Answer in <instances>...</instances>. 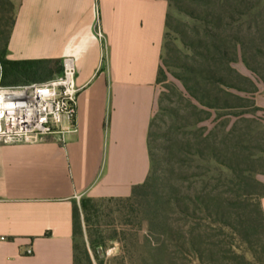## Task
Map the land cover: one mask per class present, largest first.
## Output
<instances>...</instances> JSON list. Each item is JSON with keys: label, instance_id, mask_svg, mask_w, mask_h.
<instances>
[{"label": "rangeland", "instance_id": "rangeland-1", "mask_svg": "<svg viewBox=\"0 0 264 264\" xmlns=\"http://www.w3.org/2000/svg\"><path fill=\"white\" fill-rule=\"evenodd\" d=\"M225 3L185 1L180 11L170 10L173 20L148 136V186L129 203L95 200L88 216L80 197L75 199L74 264H179L170 262L167 252L182 238L193 240L189 264H232V257L236 264H264V229L256 205L264 194V133L248 122L261 114L239 115L255 94L230 89V108L214 105L219 98L214 81L220 76L241 90L248 86L245 78L263 84L243 59L250 65L256 60L264 78V0ZM17 4L0 0V50ZM254 46L260 54L252 53ZM223 52L235 58L230 72L223 69ZM5 59L11 60L7 53ZM62 59L45 76H55ZM2 82L16 86L25 80L1 76ZM231 234L235 249L227 243Z\"/></svg>", "mask_w": 264, "mask_h": 264}, {"label": "crops", "instance_id": "crops-1", "mask_svg": "<svg viewBox=\"0 0 264 264\" xmlns=\"http://www.w3.org/2000/svg\"><path fill=\"white\" fill-rule=\"evenodd\" d=\"M167 11L166 0H18L7 57L74 59L76 132L0 142V264H74L75 199L128 197L146 180ZM260 208L264 220V197Z\"/></svg>", "mask_w": 264, "mask_h": 264}, {"label": "built area", "instance_id": "built-area-1", "mask_svg": "<svg viewBox=\"0 0 264 264\" xmlns=\"http://www.w3.org/2000/svg\"><path fill=\"white\" fill-rule=\"evenodd\" d=\"M98 38L103 39L98 25ZM75 62L65 57L58 76L44 82L16 86L1 84L0 64V142L34 144L46 137L66 144L76 132L77 93ZM32 250L25 249L30 255Z\"/></svg>", "mask_w": 264, "mask_h": 264}, {"label": "trees", "instance_id": "trees-1", "mask_svg": "<svg viewBox=\"0 0 264 264\" xmlns=\"http://www.w3.org/2000/svg\"><path fill=\"white\" fill-rule=\"evenodd\" d=\"M166 1L168 3V11L166 14V19H165V32H164V37H163V42H162V51L164 50V48L167 47L166 41L170 37L169 29H171V27H170L171 21L173 20L172 15H170V10L174 9V10L180 11V6H179L180 2H183L185 4V1H187L189 4H195L198 1H204V2L208 3L212 0H166ZM216 1L221 2L223 4H226L225 2L227 0H216ZM232 1L239 3L240 1L241 2H245V1L251 2L254 0H244V1L232 0ZM251 6H253V4H250L248 12H250L252 10ZM206 15H207V13H206ZM248 15H250V14L248 13ZM230 21H233V19L230 18ZM9 35H10V31H9L8 35L6 36V38L4 39V44H3L2 50H0V64L2 66V76H4V78H6V77H12V78L24 77L25 82L22 83V84H24V83H28V82H44V81H47L51 78H54L60 74L61 68H60V70H58V72H57V74H55V76L54 75H51V76L46 75L45 76L46 73L49 74L51 67L60 65L59 59L6 60L5 55L7 53V45H8ZM241 47H240V49H241ZM232 49H233V56L235 55L234 57H236L237 51H238L237 45H233ZM251 51L254 54L255 53L260 54L261 48H259L258 46H254L251 49ZM222 55L224 56V57L222 56L223 57L222 61L225 64V66L223 68V69H225L224 71H227V72L232 71L230 65L235 62V60H234L235 58H227L226 52H223ZM252 56H253V54H252ZM160 61L161 62L163 61L162 52H161ZM243 62L245 64V66L247 67V69L250 70L264 84V78L258 74V68H257L256 60L253 59V62H252L253 64H251V65L245 59H243ZM42 75H44V77H41L42 80H39L36 78L37 76H42ZM160 75H163L161 67H159V69H158L156 83L159 81ZM244 80H245L246 84H248L247 88H245L244 90L236 88L235 85L231 84V82L229 81L227 76L226 77L220 76L218 80H215L214 83L217 86V92L219 94V98L217 99L218 102L214 105H216L217 108L218 107L223 108V109L230 108V106H227V100H226V96L230 95L228 92V90H230V89L242 91V92H244L250 96L253 94H256L257 87L255 86L254 82L252 80H250L249 78H245ZM207 82H210V81H207ZM2 83H3L2 85H4V86H11V85H5L4 82H2ZM190 95H192V94H190ZM249 98H247L248 100L246 99V102L248 103V105L244 106L246 109L245 112H242L239 115H247L250 117H254L256 113L262 111L255 106L253 98L251 97L252 101L249 100ZM204 106H206L207 108H210V109L216 108L215 106H213V104H210V103L204 104ZM158 110L161 111L162 109L158 108ZM153 120H154V118H152L150 121L148 136L150 134V129L154 125ZM248 122L251 124L257 125L260 128V130L264 133V125L262 123L261 118H253L252 120H249ZM249 131H251V130H249ZM148 181H149V174L147 175L146 180L142 184L136 185L132 188L131 194L128 197L103 198L101 200L106 201V202L129 203L138 197V192H137L138 190L144 189L148 186ZM263 197H264V194L260 197V199ZM94 201H95V199H92V198L87 197V196H81L80 197V201H79L80 208L82 209L84 216H88L89 213H91L92 211L94 212L95 207H96ZM256 205H257L259 212L261 214V222H262L261 227L264 229V220H263V215H262V211L260 208V202L256 203ZM72 215H73V234H74L75 218H78V210L76 208V202L75 201L73 202ZM234 235L235 234H231L230 235V238H231L230 242L229 241L227 242L231 246V249L236 248ZM173 247H174V249H173ZM189 249L194 250L193 240L191 238H182L181 242L178 241L177 244H174L172 247H170V249L167 252V257L169 258L170 262H172V261L176 262L177 261V263L179 262V264H189V261H190V250ZM231 263L236 264L235 257H232Z\"/></svg>", "mask_w": 264, "mask_h": 264}]
</instances>
